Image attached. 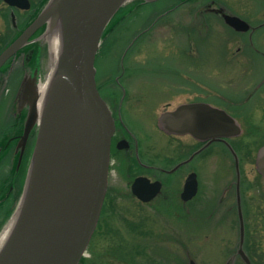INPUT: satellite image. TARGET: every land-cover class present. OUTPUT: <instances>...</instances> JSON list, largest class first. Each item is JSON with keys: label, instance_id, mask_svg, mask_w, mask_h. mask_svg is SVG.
Wrapping results in <instances>:
<instances>
[{"label": "rangeland", "instance_id": "374dc122", "mask_svg": "<svg viewBox=\"0 0 264 264\" xmlns=\"http://www.w3.org/2000/svg\"><path fill=\"white\" fill-rule=\"evenodd\" d=\"M134 3L123 7L104 32L95 63L99 91L107 101L122 99L128 123L153 137L164 169L200 144L190 137L162 133L157 126L161 113L180 104L203 102L236 119L241 134L227 142L239 160L244 250L255 264H264V180L256 170L257 152L264 144V0ZM218 7L246 21L251 30H231L220 15L209 11ZM4 11L9 14L1 1L0 35L9 39L14 28L9 16L3 17ZM24 16L18 14L19 26ZM44 30L25 46L37 43L42 48L37 54L40 82L51 71L49 43L41 37ZM25 48L0 69V108L12 101L23 76L33 70L35 49L26 66L24 56L32 49ZM28 66L32 68L25 70ZM1 115L6 123L12 120ZM189 171L198 175L199 191L184 204L177 195ZM235 174L227 146L212 143L178 173H160L165 196L151 204L124 195L121 188L117 194L113 191L82 263L188 264L192 259L196 264L229 260L243 264L236 254ZM8 211L9 207H0V235L9 223ZM146 222L150 230L141 226Z\"/></svg>", "mask_w": 264, "mask_h": 264}, {"label": "water", "instance_id": "95a60500", "mask_svg": "<svg viewBox=\"0 0 264 264\" xmlns=\"http://www.w3.org/2000/svg\"><path fill=\"white\" fill-rule=\"evenodd\" d=\"M133 0H48L33 22L0 53V68L28 45L42 27L57 30L60 51L41 107L30 104L21 142L31 130L37 136L22 193L11 218L13 225L0 247V264H79L96 230L108 187L111 139L115 122L108 103L99 93L96 57L103 33L120 8ZM144 3L158 0H141ZM9 7L28 10V0H3ZM226 26L246 33L251 26L222 8H210ZM15 26V15L11 13ZM35 80L28 78V84ZM36 88V86H35ZM35 96H38L36 93ZM159 128L169 135H189L205 145L223 142L234 157L237 180L239 241L237 255L252 264L244 251L245 227L239 195V160L226 142L238 137L241 127L223 109L207 103H190L163 112ZM21 158V157H20ZM256 169L264 178V145L256 157ZM159 181L138 177L132 194L147 203L161 192ZM198 191L195 173L184 184L180 198L191 200ZM188 264H196L192 259ZM225 264H233L232 260Z\"/></svg>", "mask_w": 264, "mask_h": 264}, {"label": "flooded vegetation", "instance_id": "af4514ba", "mask_svg": "<svg viewBox=\"0 0 264 264\" xmlns=\"http://www.w3.org/2000/svg\"><path fill=\"white\" fill-rule=\"evenodd\" d=\"M30 4L33 5L28 11H20L14 9L13 11L16 14V17L19 13L24 14L26 18L33 17V15L37 14L40 9V6L45 2V0H38L35 2L34 0H29ZM213 3V2H212ZM36 4V5H35ZM38 6V7H37ZM10 11H12L10 9ZM18 21V18L16 19ZM30 78H33V72H30ZM27 76H23L21 82L19 83V88L17 95L12 98V101L9 99L6 107L0 108V125L5 123L6 125L4 129L0 131V207L12 208L19 197L23 181L25 180L27 167L29 164V160L31 157V153L33 151V147L35 144L36 136H37V127L35 126L25 144L21 142V136L23 134L24 123L29 113L30 104L38 101V96H35L37 93V89L35 88V81H31L28 84ZM106 99V98H105ZM115 103L107 101L111 112L112 117L115 122V132L111 139V149H110V166H109V175H108V187L107 193L105 197V201L108 195L112 194L114 191L116 194L118 193V189H123V194L130 196L137 201H139L135 196H133L131 192V185L133 181L138 177L147 178L150 182L160 181L162 184L161 192L155 198L147 203L142 204H151L155 202L160 197H162L165 190L164 182L160 179L159 175L161 174H175L178 173L184 167H187L193 159H195L198 155H196L191 161L179 166L176 170L171 173H167L168 171L175 168L178 164L190 158V156L197 149L201 148L204 143L195 141L200 144V147L195 149L193 152H190L188 156L182 158L178 162H176L171 168L164 169L159 165V150L157 145L152 141L153 137L151 135H142L138 133L131 124L128 123L124 113V109L122 106V99ZM1 104V103H0ZM116 105V106H115ZM124 113V114H123ZM6 117H10L12 120L9 123H6L7 120H3L2 115ZM128 115V114H127ZM9 120V119H8ZM3 126V127H4ZM159 128V125L157 123ZM163 133V132H162ZM174 137H182L176 135H169ZM185 137H190L186 136ZM191 138V137H190ZM228 141V140H227ZM219 144L225 145L223 142H217ZM202 153V152H201ZM200 153V154H201ZM21 157V158H20ZM193 173L189 171L186 175L185 179L182 181V188L185 184L186 178L189 174ZM196 173V172H195ZM198 180V175H197ZM235 188V205L238 211L237 206V180L235 176V182H233ZM198 189H199V180H198ZM181 193V192H180ZM180 193L177 195L180 199ZM239 195L240 194V181H239ZM177 198V197H176ZM177 200L179 201V199ZM241 200V199H240ZM181 201V199H180ZM183 202V201H181ZM183 202L184 204L189 203ZM241 204V203H240ZM242 207V206H241ZM242 209V208H241Z\"/></svg>", "mask_w": 264, "mask_h": 264}, {"label": "trees", "instance_id": "16d2710c", "mask_svg": "<svg viewBox=\"0 0 264 264\" xmlns=\"http://www.w3.org/2000/svg\"><path fill=\"white\" fill-rule=\"evenodd\" d=\"M0 2H1V0H0ZM142 2L141 1H136V3H134V4H141ZM41 7V6H40ZM128 8V7H127ZM9 16V14H7V12L6 11H4V13H3V17L4 18H6L7 19V17ZM34 18V15H33V17H29V18H23L24 20H23V22H22V24H20V26L18 25V27L14 30V29H11V31H12V33H11V36H10V38L9 39H6V36L4 35V36H1L0 35V53L11 43V42H13L14 40H15V38L19 35V33L32 21V19ZM9 20V19H8ZM7 24H8V22H7ZM14 32H15V34H14ZM42 32V29H40L33 37H37L40 33ZM25 49H32V50H27V51H29V52H27V54H25V56H24V58H25V63L27 62V64L26 65H28V61H30V59H31V57H32V51H33V49H35L34 50V54H35V58H37L36 60H35V67H34V69H39V55H37L38 54V52L40 53H42V48L40 47V46H38L37 45V43H33V44H31L30 46H27ZM24 49V50H25ZM23 50V51H24ZM41 53H40V55H41ZM11 211H12V208L11 209H9V211L7 212V214H6V217L8 218L9 217V215H10V213H11ZM8 215V216H7ZM5 217V218H6ZM6 220V219H5ZM5 220H2L3 222L5 221ZM142 222H144V221H142ZM147 224H150L149 222H146V224H144V223H142L141 224V226L142 225H146V229L145 230H150L149 229V227L151 226H149V225H147ZM142 230H143V227H142ZM140 231V230H139ZM144 232H147V231H144ZM250 258H252V257H250ZM253 259V258H252ZM251 259V260H252ZM129 262V261H128ZM252 262H253V260H252ZM80 264H83L82 262L80 263ZM129 264H134V263H130L129 262ZM253 264H255L254 262H253Z\"/></svg>", "mask_w": 264, "mask_h": 264}, {"label": "bare ground", "instance_id": "6f19581e", "mask_svg": "<svg viewBox=\"0 0 264 264\" xmlns=\"http://www.w3.org/2000/svg\"><path fill=\"white\" fill-rule=\"evenodd\" d=\"M43 39L49 43L50 53H51V71H50V74L48 75L46 83L44 85L39 86V94L41 96V101H39L40 107L42 105V99H43V95L45 94V91H46L47 83L50 81L51 76L55 70L57 58H58L59 51H60V35H59V32L57 30H53V29L48 30L47 29V32L45 33ZM13 221L14 220L12 219L10 221V223L5 227L4 231L1 233V235H0V247L4 243L7 235L9 234L10 229L13 225Z\"/></svg>", "mask_w": 264, "mask_h": 264}]
</instances>
